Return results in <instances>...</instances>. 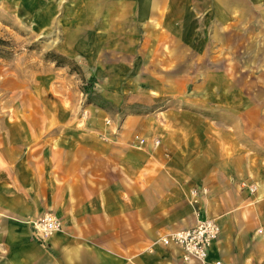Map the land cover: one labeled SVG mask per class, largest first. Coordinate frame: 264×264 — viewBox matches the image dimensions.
Masks as SVG:
<instances>
[{
    "label": "crops",
    "instance_id": "obj_1",
    "mask_svg": "<svg viewBox=\"0 0 264 264\" xmlns=\"http://www.w3.org/2000/svg\"><path fill=\"white\" fill-rule=\"evenodd\" d=\"M53 1L58 9L62 0ZM45 2L37 0L38 9ZM79 3L94 39L128 46L134 34L127 27H136L139 44L132 52L145 51L151 41L148 57L167 43L171 56L155 57L161 60L154 70L144 60L136 73H196L197 80L153 83L150 96H167L165 104L114 116L109 125L102 124L106 115H86L82 128L76 114L43 105L9 116L0 130V264H264V98L225 80L227 69L205 67L211 33L216 58L228 48L225 31L233 33L238 21L249 24L240 15L264 12V0L203 2L212 18L203 20L209 26L198 53L203 65L192 71L170 70L175 45L189 46L161 31L178 23V0ZM251 26L253 57L264 70V19ZM43 214L60 228L39 240L31 223ZM199 217L213 219L218 234L202 261L184 262L180 248L160 238Z\"/></svg>",
    "mask_w": 264,
    "mask_h": 264
},
{
    "label": "rangeland",
    "instance_id": "obj_2",
    "mask_svg": "<svg viewBox=\"0 0 264 264\" xmlns=\"http://www.w3.org/2000/svg\"><path fill=\"white\" fill-rule=\"evenodd\" d=\"M75 1L77 3L57 0L60 3L56 9L55 1L46 0L45 5L38 9L37 0H0V39L8 43L0 46V53L4 55L0 56V130L7 127L6 121L11 119L9 116L12 114L28 113L25 112L27 110L34 113L40 105L52 110L61 108L64 115L76 114L78 122L75 124L82 128L85 123L80 119L86 115H106L102 124L109 125L114 116L118 118L148 110L153 105L165 104L167 96H150L153 83L159 80L168 83L197 80L196 73H136L144 60L148 62L146 69L154 70L157 60L171 56L167 43L163 44L162 52L148 57L151 41L147 43L146 52L140 51L135 56L132 52L139 44L136 27H127L134 34V42L128 43V46L123 42L94 39L91 35L93 27L85 24V3H79L83 0ZM178 1L181 8L174 10L178 23L169 28L162 27L161 31L177 39L184 38L183 45H188L189 49L182 50L175 45L168 65L172 63V71L197 70L203 65L198 53L203 46L201 42H204L205 30L209 28L208 25L203 26V20L212 18L211 12L207 10L203 13L201 7L203 2L208 4L211 0ZM182 6L189 8L182 9ZM235 16L233 19H237ZM240 18L242 23L249 20V24L240 26L238 21L233 33L228 29L225 31L223 37L228 41V48L216 58L211 33L205 45V67L227 69V74L222 75L225 80L241 84L245 94L263 99L264 70L257 69L251 50L256 35V32L252 33L256 29L251 23H261L264 12L256 8L253 12L248 9ZM252 19L253 22L250 21ZM231 45L233 48L230 49ZM54 52L66 57V65H55L51 60ZM140 53H145L146 57L142 59ZM159 55L160 58H155ZM128 59L131 60L130 67L126 66ZM209 76L207 74V79ZM89 77H93L92 81L88 80ZM190 97H193L192 93ZM171 99L176 100V96H171ZM224 112L227 113L226 110ZM135 136H139L133 135L138 143ZM255 145L258 144L255 142Z\"/></svg>",
    "mask_w": 264,
    "mask_h": 264
},
{
    "label": "built area",
    "instance_id": "obj_3",
    "mask_svg": "<svg viewBox=\"0 0 264 264\" xmlns=\"http://www.w3.org/2000/svg\"><path fill=\"white\" fill-rule=\"evenodd\" d=\"M135 138L139 143L143 140L137 136ZM252 190L253 187H249V191ZM196 214H198V211H196ZM31 228L33 236L43 240L57 231L60 228V223L54 217L43 214L32 221ZM217 234L218 226L213 219L199 217L192 227L164 235L160 238V243L179 247L182 251L181 259L184 262L190 259L202 261L206 257L210 243L216 239ZM214 264L221 263L215 261Z\"/></svg>",
    "mask_w": 264,
    "mask_h": 264
},
{
    "label": "trees",
    "instance_id": "obj_4",
    "mask_svg": "<svg viewBox=\"0 0 264 264\" xmlns=\"http://www.w3.org/2000/svg\"><path fill=\"white\" fill-rule=\"evenodd\" d=\"M6 44H8L7 43V41H4V40H2V39H0V46H2V45H6ZM0 56L2 57V56H4L2 53H0ZM53 58H51V60L55 63V65H66V63H65V56L64 55H62V54H60V53H53ZM78 68V67H77ZM79 72V71H78ZM88 80H92V77H90Z\"/></svg>",
    "mask_w": 264,
    "mask_h": 264
}]
</instances>
